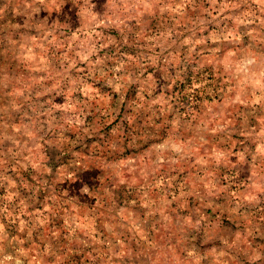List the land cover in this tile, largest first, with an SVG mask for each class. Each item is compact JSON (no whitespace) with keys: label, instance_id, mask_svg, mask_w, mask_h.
<instances>
[{"label":"rangeland","instance_id":"rangeland-1","mask_svg":"<svg viewBox=\"0 0 264 264\" xmlns=\"http://www.w3.org/2000/svg\"><path fill=\"white\" fill-rule=\"evenodd\" d=\"M205 169L216 203L249 173L224 262L264 264V0H0V264H194L165 230Z\"/></svg>","mask_w":264,"mask_h":264},{"label":"crops","instance_id":"crops-1","mask_svg":"<svg viewBox=\"0 0 264 264\" xmlns=\"http://www.w3.org/2000/svg\"><path fill=\"white\" fill-rule=\"evenodd\" d=\"M148 128H152L153 132L149 133ZM156 130H158L157 126L145 127L144 125L140 129L142 132L140 134V140L143 141L145 138H148L147 136L150 134L159 136V134L155 132ZM203 156L206 157V155ZM204 160L206 159L204 158ZM213 161L215 160L211 158L205 162H207L208 165H212ZM221 167L224 166L221 165ZM211 170L212 169L193 171L192 174L190 171L187 172L190 177H194L195 180H197L195 181L197 186L192 184L187 186L188 200L181 201V203L178 202L173 209L170 210L172 211L171 224H169L170 226L165 230V235L170 239L171 243H173V247L178 248L177 250L174 249L177 251V255L193 260L194 264H225V257H239L242 259L244 251L249 249L248 242H251L247 236H243L244 233L241 226L236 230L230 228L237 222L221 221V211L224 209V206L226 210L228 209L229 197H227L226 194H231L233 197L238 194L244 183L248 181L246 177L248 178L250 176L249 173H245L243 170H225L223 172L225 178H230L232 180L231 182L238 179L242 185L237 188L223 185L222 188H218L219 191L216 189L214 191L217 197L216 199H220V201L216 200V203L206 196L208 193L207 186L205 185L206 181L199 183L203 180L202 177L213 175ZM248 171H250V169H248ZM250 173L253 172L251 171ZM212 178L214 179V177ZM182 187L186 189V185H184L179 187L178 190H181ZM254 192L255 188L251 186L242 191L241 194L245 193L246 195L253 196V194H255ZM169 235L171 237H169Z\"/></svg>","mask_w":264,"mask_h":264}]
</instances>
